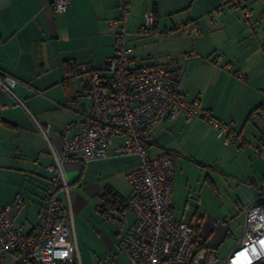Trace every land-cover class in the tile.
Returning a JSON list of instances; mask_svg holds the SVG:
<instances>
[{
	"label": "crops",
	"instance_id": "1",
	"mask_svg": "<svg viewBox=\"0 0 264 264\" xmlns=\"http://www.w3.org/2000/svg\"><path fill=\"white\" fill-rule=\"evenodd\" d=\"M259 1L248 3L257 22L250 31L242 8L223 13L226 0H125L126 9L120 0H71V7L63 13L53 10V0H0V213L19 194L23 206L10 216L24 231L38 228L49 185L45 167L53 164L52 151L59 154L63 150V139L80 130L90 102L87 76L75 72L83 65L106 70L115 56L113 40L118 28L126 31V44L134 50V66L168 69V82L171 86L176 82L177 93L199 101L215 118L230 124L243 141L241 146L223 145L197 116L160 122L150 130V155L167 151L174 158V219L184 221L186 217V211L175 215L174 190L187 198L192 188L199 191L207 182L221 195L220 181L238 206L246 196L242 210L263 199L264 6ZM149 13L155 26L148 34L135 37L134 30ZM177 15L180 23L186 18L197 23L199 31L189 36L172 33L177 30L173 21ZM110 20L117 24L111 26ZM163 32L167 34L160 38ZM156 39L165 45V52L158 59H148L142 43ZM67 127L71 129L64 134ZM121 142L122 138L112 139L110 157L104 160L128 159L124 166L129 174L139 159L114 156ZM79 168L78 162L63 164L67 182H77ZM221 175L235 188L222 183ZM110 190L126 200L131 186L128 181L126 192ZM60 200L67 203L64 192ZM132 222L133 216L130 225ZM6 264H11L10 258Z\"/></svg>",
	"mask_w": 264,
	"mask_h": 264
},
{
	"label": "built area",
	"instance_id": "2",
	"mask_svg": "<svg viewBox=\"0 0 264 264\" xmlns=\"http://www.w3.org/2000/svg\"><path fill=\"white\" fill-rule=\"evenodd\" d=\"M250 1L226 0V3L231 8L243 7L245 20H250ZM125 4V0H120L124 9ZM70 7L71 0L52 2L56 13ZM155 22L153 14H147L136 34H148ZM109 24L114 26L117 21L110 20ZM177 30L186 35L197 33L199 27L196 23H185ZM125 36L124 29L118 28L113 40L115 56L104 72L89 65L76 70L75 75L87 76L85 87L90 99L81 128L63 139V150L59 154L52 151L53 164L45 167L49 185L38 228L34 232L24 231L10 216L23 206L24 199L19 194L0 213V264H6L7 258L11 264H82L73 234L69 184L63 164L74 161L84 167L91 161L109 158V148L116 137L122 138V142L114 150V156H135L139 163L127 175L131 192L125 209L133 216V222L119 239L117 251L107 252L106 264H264V198L243 210L242 236L224 259L207 248L194 227L174 219L171 211L174 158L167 151L150 155V130L160 122L197 116L211 127L223 145L241 146L243 141L230 124L215 118L199 101H189L177 93L168 82L165 67L134 66V50L127 46ZM219 60L217 57L216 61ZM18 103L30 114L23 103ZM70 129L67 127L63 133ZM61 192L66 195V204L60 200Z\"/></svg>",
	"mask_w": 264,
	"mask_h": 264
},
{
	"label": "rangeland",
	"instance_id": "3",
	"mask_svg": "<svg viewBox=\"0 0 264 264\" xmlns=\"http://www.w3.org/2000/svg\"><path fill=\"white\" fill-rule=\"evenodd\" d=\"M259 4L264 6L262 2ZM222 8L223 13L233 11L228 5H222ZM184 12H181V14ZM241 15L243 20L249 24L250 31H252L257 22L255 23L252 17L250 20H245L243 12ZM186 19L183 23H180L182 20H179L177 15L173 18L175 27L177 28L185 23L190 25L195 23L186 21ZM168 24V26L171 25L170 20H168ZM196 25L199 27L197 23ZM172 33L180 34L178 30ZM134 34L135 37L142 36H136V30H134ZM191 34L196 33L189 32V34H180V36ZM145 39L151 38H141V40ZM144 44L146 46H143L142 50L143 53L149 55V57H146L148 59H158V54L165 52V45L157 39L154 43L151 41L150 43H142V45ZM128 161V159L91 161L84 168L80 167L78 169L80 177L77 182H68V202L72 213L73 234L82 264H106L104 259L107 252L109 250L117 251L118 241L130 225L132 216L128 212L124 211L120 215V213L113 211L109 217H105L100 209L102 203L100 196L106 193L107 190L116 189L126 192L128 169L124 164ZM221 181L222 183L224 181L227 186L230 185L235 188L234 183L222 175ZM217 184L221 189V195L213 192L208 182L199 191L192 188L187 198L184 197L183 193L182 196L179 191L174 190V211L176 216L184 214L183 212L186 211L184 221L193 227H199V232L206 242V246L212 249L219 259H224L237 246L238 240L242 236L241 226L244 215L241 208H244L247 197H241V204L238 206L231 199L230 194L224 191L221 182L219 181ZM117 208L122 210V204L117 203ZM120 258L124 260L125 255L121 253Z\"/></svg>",
	"mask_w": 264,
	"mask_h": 264
},
{
	"label": "trees",
	"instance_id": "4",
	"mask_svg": "<svg viewBox=\"0 0 264 264\" xmlns=\"http://www.w3.org/2000/svg\"><path fill=\"white\" fill-rule=\"evenodd\" d=\"M239 8H242V11H243V7H239ZM154 26H155V24H154ZM166 34H167L166 32H163L161 35H166ZM167 79H169V70L168 69H167ZM175 86H176V82L173 83V86H172L173 89ZM109 196H111V198H109ZM100 199L102 200V203L100 205V209L102 211V214L105 215V217H107V216L109 217L110 213L113 211H116L118 213H122L124 211L126 200L123 199L122 197L118 196L117 194H114L110 189L107 190L106 193L102 194L100 196ZM117 202L123 204V210L117 209V206H116ZM195 230L198 231V228L196 227Z\"/></svg>",
	"mask_w": 264,
	"mask_h": 264
}]
</instances>
